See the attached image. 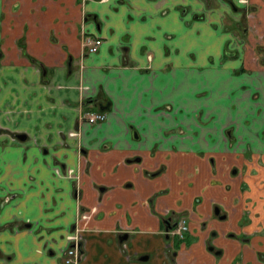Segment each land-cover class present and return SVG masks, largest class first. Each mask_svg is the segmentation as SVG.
I'll use <instances>...</instances> for the list:
<instances>
[{
  "label": "crops",
  "instance_id": "0c3cea01",
  "mask_svg": "<svg viewBox=\"0 0 264 264\" xmlns=\"http://www.w3.org/2000/svg\"><path fill=\"white\" fill-rule=\"evenodd\" d=\"M248 2L0 1V105L27 134L0 146V264H63L73 232L78 264H264V42L249 29L264 33V0ZM226 5L241 33L213 18ZM183 211L194 238L175 250L161 218Z\"/></svg>",
  "mask_w": 264,
  "mask_h": 264
},
{
  "label": "flooded vegetation",
  "instance_id": "af4514ba",
  "mask_svg": "<svg viewBox=\"0 0 264 264\" xmlns=\"http://www.w3.org/2000/svg\"><path fill=\"white\" fill-rule=\"evenodd\" d=\"M87 111H85L82 115V118H85V113ZM104 112V111H102ZM74 133V132H71ZM22 134H25L24 138H20V136ZM27 137V134L24 131H16L13 134V139L15 140H25ZM256 161L261 162V159H257ZM58 172V169H56ZM71 169H66L65 171V175H71ZM214 211L216 213V216H218L219 218H223L224 217V213L220 212L218 205H216L214 207ZM83 214V213H82ZM81 214V215H82ZM175 216H172L171 214L169 215H164L161 218V224H162V231L164 233V236L166 238V243H168V246L173 245V248L176 250L177 247L181 244L184 243L185 245H189L192 240H193V236L190 234L188 235L187 232L190 231L189 228V220H190V216H189V211H183L182 213H177L174 214ZM202 223L204 222V220H201ZM260 232V230L258 231ZM214 233V231H213ZM257 233V232H256ZM228 236L231 237H237L238 240L240 241H244V240H248L251 237V234H236L233 231H230L227 233ZM68 239H69V243L66 246V248H64L65 250L68 248V246H75L76 250H77V255H78V260L75 263H65V250L63 251V255H62V260H63V264H78L79 261L82 258L83 252H82V247H81V242H80V235H78V233L73 232L70 233L68 235ZM207 249L215 255L220 254V249L216 248L214 246V244H212L211 241H208L206 243ZM174 250V251H175ZM256 255L258 257V259H260L262 262H264V252L262 251H256ZM172 257V256H171ZM237 257H239V254L237 255ZM174 264H177L176 262H174ZM233 264V262L231 263Z\"/></svg>",
  "mask_w": 264,
  "mask_h": 264
},
{
  "label": "rangeland",
  "instance_id": "374dc122",
  "mask_svg": "<svg viewBox=\"0 0 264 264\" xmlns=\"http://www.w3.org/2000/svg\"><path fill=\"white\" fill-rule=\"evenodd\" d=\"M1 1V0H0ZM3 1V0H2ZM222 1H225V2H227V3H230L231 5H234V6H236L237 8L239 7V5L237 4V3H239V2H241V4H243V6H247L248 5V1L249 0H222ZM219 4V3H218ZM223 4H224V2H223ZM214 5L216 6L217 5V2L215 3V2H213L212 3V7H214ZM189 9H192V11H190V15H191V18H195V16L197 17V16H199V13H203L204 12V10L205 9H203V7L202 6H187ZM223 7V10L221 11V12H218L217 13V16H213V18H217L218 17V15L219 14H221L220 15V19H221V29H229V31H227V33L226 34H224V36L226 35V36H229V35H231V34H234L232 31H230V29H231V24L232 23H234L232 20V17H233V13L231 12L232 10H233V6H228V5H226V6H222ZM225 8V9H224ZM230 8V9H229ZM240 8V7H239ZM217 9V8H216ZM199 12V13H198ZM233 12H235L236 14H237V16H239V11L238 12H236V11H233ZM241 14V13H240ZM190 18V19H191ZM212 18V17H211ZM191 22H192V20H190ZM224 24H226V25H228V24H230L229 26H230V28H228V27H225L224 26ZM234 26H235V23L233 24ZM233 26V27H234ZM236 26H237V28H239V32L242 30V29H240V27L242 26L241 24H238L237 25V23H236ZM235 26V27H236ZM234 27V28H235ZM242 28V27H241ZM251 31H253V32H255L256 33V37L258 38V39H262L263 41H258V42H264V33H260L259 32V28H255V27H250L249 28ZM232 30H234V31H236L235 29H232ZM248 30V29H247ZM239 32H238V34H237V37H239L238 35H239ZM241 33V32H240ZM229 42H230V39L228 40L227 39V41L225 42V45H226V48L228 49V48H232V47H230V44H229ZM236 42V39H234L233 41H232V43H235ZM254 43H255V45H257V41H253ZM251 45V44H250ZM249 45V43H246V44H244V47H246L247 49H252V47ZM87 46V48H88V45H86ZM97 47V46H96ZM96 49V48H95ZM226 49V50H227ZM89 50V49H88ZM90 51V50H89ZM250 51H254L253 49L252 50H250ZM0 53H1V48H0ZM2 58H0V63H3L2 62ZM0 68H3V66H0ZM2 71V69L0 70V72ZM3 104H1L0 105V117H1V119H3V120H1L0 119V146H4L5 144H7V143H11V142H15V139H13V134H14V131H16V130H10L9 129V127L11 128V126H10V124H7V122L6 121H4V110H3V106H2ZM9 126V127H8ZM176 125L174 124L173 125V127L174 128H176L175 127ZM177 128H179V127H177ZM12 129V128H11ZM5 155H3V157H4Z\"/></svg>",
  "mask_w": 264,
  "mask_h": 264
},
{
  "label": "built area",
  "instance_id": "2783aa9c",
  "mask_svg": "<svg viewBox=\"0 0 264 264\" xmlns=\"http://www.w3.org/2000/svg\"><path fill=\"white\" fill-rule=\"evenodd\" d=\"M100 39L95 38H88V42L86 44L88 45V49L90 51L95 50L96 46L99 44ZM105 117V113L100 110H94V111H87L85 113V119L89 123H95L98 121L103 120ZM65 263H75L78 260L77 250L75 246H68V248L65 250Z\"/></svg>",
  "mask_w": 264,
  "mask_h": 264
},
{
  "label": "water",
  "instance_id": "95a60500",
  "mask_svg": "<svg viewBox=\"0 0 264 264\" xmlns=\"http://www.w3.org/2000/svg\"><path fill=\"white\" fill-rule=\"evenodd\" d=\"M25 137V134H22L21 136H20V138H24Z\"/></svg>",
  "mask_w": 264,
  "mask_h": 264
}]
</instances>
